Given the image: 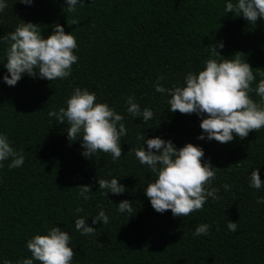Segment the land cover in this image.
Segmentation results:
<instances>
[{
    "label": "trees",
    "instance_id": "1",
    "mask_svg": "<svg viewBox=\"0 0 264 264\" xmlns=\"http://www.w3.org/2000/svg\"><path fill=\"white\" fill-rule=\"evenodd\" d=\"M5 2L0 11V134L25 159L12 169L10 160L0 162V264L32 258L27 240L54 226L71 237L76 253L71 264H264V202L257 203L264 200V185L250 186L253 168L264 181V128L224 144L198 139L201 117L171 112L168 93L155 90L158 77L166 89L183 85L188 72L198 73L212 58L213 45L216 58L234 59L235 54L251 65L255 89L264 73V18L251 24L225 11L228 2L238 0H78L75 12L68 11L67 0ZM23 21L39 25L45 38L57 23L71 32L78 60L69 77L50 81L23 74L15 86L3 81L10 46L4 37ZM77 87L94 92L97 102L124 117L127 134L115 161L109 153L82 155V138L69 141L67 125L49 115L66 108ZM249 95L261 103L255 91ZM129 96L141 111L153 112L149 121L127 112ZM142 135L145 141L171 140L177 148L202 147L203 162L214 166L210 187L219 189V198L208 197L202 210L185 217L155 211L145 189L156 177L134 153L147 148ZM112 178L125 186L123 193L105 195L99 189L98 179ZM82 185L91 188L88 200L79 194ZM122 200L131 202L132 215L118 211ZM101 210L108 223L93 224ZM81 217L94 234L76 230ZM229 221L237 224L235 232L227 228ZM202 223L209 225L208 233L195 236Z\"/></svg>",
    "mask_w": 264,
    "mask_h": 264
},
{
    "label": "clouds",
    "instance_id": "2",
    "mask_svg": "<svg viewBox=\"0 0 264 264\" xmlns=\"http://www.w3.org/2000/svg\"><path fill=\"white\" fill-rule=\"evenodd\" d=\"M24 4H31L32 0H19ZM78 0H67L69 12L76 11ZM7 7L5 0H0V11ZM226 12L235 11L251 24L258 18H264V0H238L236 4L228 2ZM76 23V21H73ZM39 25L22 22L16 29L4 37L10 41L6 51V75L3 81L9 86H15L23 74L31 77L37 75L42 79L54 81L66 79L71 74L72 65L78 57L74 54L77 41L71 32H65L60 24L54 25V30L46 38L42 35ZM223 43L219 44V48ZM217 46L213 45L212 58L204 61V68L198 73L188 72L184 84L166 89L160 84L163 77H158L155 90L167 92L170 99L169 110L173 113L197 114L201 117V135L198 139L215 140L224 144L231 142L234 137L246 138L250 132H258L264 128V73L255 89L252 82L256 80L253 68L239 55L234 59H220L217 57ZM239 53V52H238ZM219 55L220 52H219ZM222 56V55H221ZM255 91L261 98V103L254 101L249 95ZM66 108L59 112H50L60 124H66L69 141L82 138V155L94 158L98 152L109 153L113 161L122 155L121 137L127 134L122 123L124 117L118 114L107 103L97 102L94 92L87 88H75L66 100ZM127 112L133 117H142L144 122L153 117L149 108L141 111L140 105L132 96L127 98ZM140 139L146 143L134 149L135 157L140 164L146 165L156 177L147 183L146 196L153 209L159 213L171 210L174 217H185L194 211L202 210L208 197L218 199V188L210 187L215 179L214 166L203 162L202 147L193 143H186L177 148L171 140L152 137L145 141L144 135ZM24 155L17 152L9 143L8 137L0 134V162L10 160L9 168H18L24 163ZM2 166V165H0ZM99 189L113 194H121L126 189L119 179H98ZM264 185L259 175V169L253 168L250 174V186L260 189ZM228 190L229 185H223ZM89 185L79 186V194L85 200L90 197ZM264 200H257L262 203ZM77 212L83 208H77ZM118 211L134 213L130 201L122 200L118 203ZM102 221L107 224L109 217L101 210L93 217L92 223ZM75 228L82 235L94 234L95 228L86 224L85 218L75 220ZM227 228L235 232L237 224L229 221ZM209 225L202 223L195 228L194 235L207 234ZM71 237L61 227L54 226L46 230V234H35L27 240V249L32 258H24L19 264H71L75 252L70 245ZM4 264H11L4 261Z\"/></svg>",
    "mask_w": 264,
    "mask_h": 264
}]
</instances>
